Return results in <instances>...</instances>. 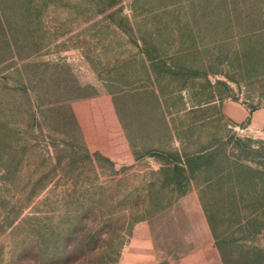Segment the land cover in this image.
Listing matches in <instances>:
<instances>
[{
	"label": "rangeland",
	"instance_id": "rangeland-1",
	"mask_svg": "<svg viewBox=\"0 0 264 264\" xmlns=\"http://www.w3.org/2000/svg\"><path fill=\"white\" fill-rule=\"evenodd\" d=\"M211 244L264 264V0H0V264Z\"/></svg>",
	"mask_w": 264,
	"mask_h": 264
},
{
	"label": "crops",
	"instance_id": "crops-1",
	"mask_svg": "<svg viewBox=\"0 0 264 264\" xmlns=\"http://www.w3.org/2000/svg\"><path fill=\"white\" fill-rule=\"evenodd\" d=\"M251 115L247 108H238L233 112L236 121H242ZM121 264H224L220 247L211 244L208 247H200L189 253L170 260H163L158 256L148 255L136 259H128Z\"/></svg>",
	"mask_w": 264,
	"mask_h": 264
}]
</instances>
